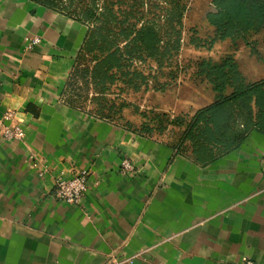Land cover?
Listing matches in <instances>:
<instances>
[{
	"label": "crops",
	"instance_id": "obj_1",
	"mask_svg": "<svg viewBox=\"0 0 264 264\" xmlns=\"http://www.w3.org/2000/svg\"><path fill=\"white\" fill-rule=\"evenodd\" d=\"M86 32L35 1L0 0V125L24 132L4 140L0 129V264H264V128L199 156L98 115L91 91L74 104L67 84ZM25 37L39 43L27 49ZM242 45L238 70L258 82L259 42ZM208 88L207 103L187 102L189 116L213 102ZM123 158L132 173L120 172ZM82 170L81 200L58 199L55 178Z\"/></svg>",
	"mask_w": 264,
	"mask_h": 264
},
{
	"label": "trees",
	"instance_id": "obj_2",
	"mask_svg": "<svg viewBox=\"0 0 264 264\" xmlns=\"http://www.w3.org/2000/svg\"><path fill=\"white\" fill-rule=\"evenodd\" d=\"M63 12L87 26L85 39L69 77V101H79L93 93L95 112L117 119L130 104L119 99L133 91H165L176 84L190 65H180L178 55L183 43V19L187 0H32ZM65 5H62V2ZM82 4L75 8V3ZM213 11L206 14L213 36L201 38L195 29L188 43L197 49L211 50L218 41H242L254 48L249 39L264 30V0H210ZM253 44V45H252ZM163 79L161 81L160 79ZM189 80L206 83L214 100L191 116L149 109L139 111L145 120L140 127L124 125L152 136L169 126L180 127L179 148L189 147L197 155L211 157L235 145L252 126L264 128V78L246 83L232 52L219 59L200 57L192 64ZM80 84V88L77 86ZM117 90V92H115ZM116 94V96H112Z\"/></svg>",
	"mask_w": 264,
	"mask_h": 264
},
{
	"label": "rangeland",
	"instance_id": "obj_3",
	"mask_svg": "<svg viewBox=\"0 0 264 264\" xmlns=\"http://www.w3.org/2000/svg\"><path fill=\"white\" fill-rule=\"evenodd\" d=\"M74 3L75 8L81 7L82 5L77 4L76 6V2ZM65 4L62 2V5ZM211 11H213V6L211 5L210 0H187V11L183 19V43L177 59L180 62V65L191 64L190 69L186 74H181L176 84L171 88H167L165 91H152L149 89L139 92L128 91L119 95V99H124L130 104V106L127 108L124 107L114 121L117 123L130 122L133 126L140 127L145 120L139 116L134 107L139 108V111H148L149 109L168 111V113L171 112L173 117L177 115L189 116L192 108L191 106L187 107V102L197 105L205 104L209 101V85L206 83H199L198 85L195 83L192 84L189 80L193 62L200 57H210L216 60L229 51L234 54V57L237 60V42L236 45H233L229 40L217 42L211 50L197 49L188 43V38L194 29L197 35L201 38H209L213 36V28L206 20V14ZM249 39H255L259 42V45L257 46L258 53L264 55V31ZM238 43L240 47L242 46L241 49H243L242 51H239V55L241 54L242 57L241 59L244 60V62L249 61V56L247 54L248 49L243 48L241 41H238ZM160 80L163 81L164 78H161ZM79 85L80 84H77L80 88L81 86ZM194 85H197L203 93L200 92L199 94H194ZM115 92H117V90H115ZM78 93L84 94L79 101L83 100L86 94L83 93L82 90H79ZM112 96H116V94L111 95V97ZM85 100L86 99H84V103ZM180 129L181 128L177 126H169L167 130L161 134L153 133L152 136L162 137L167 141L173 142L177 140Z\"/></svg>",
	"mask_w": 264,
	"mask_h": 264
},
{
	"label": "built area",
	"instance_id": "obj_4",
	"mask_svg": "<svg viewBox=\"0 0 264 264\" xmlns=\"http://www.w3.org/2000/svg\"><path fill=\"white\" fill-rule=\"evenodd\" d=\"M26 48L31 49L33 46L39 43L38 37H25ZM14 114L7 111L4 114V118L12 120ZM1 135L4 140L23 141L24 132L18 125H0ZM264 167V156L262 158ZM120 172L123 174H129L133 172V166L127 158H123L120 162ZM55 195L58 199L69 203H78L85 193L87 187V172L85 170L79 171L72 177L65 179L63 177H56L54 181ZM107 264H131V259H121L115 256H111ZM243 264H253L249 260H244Z\"/></svg>",
	"mask_w": 264,
	"mask_h": 264
}]
</instances>
